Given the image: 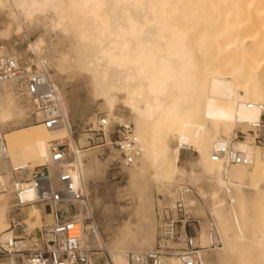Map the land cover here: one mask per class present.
<instances>
[{
	"label": "bare ground",
	"instance_id": "obj_1",
	"mask_svg": "<svg viewBox=\"0 0 264 264\" xmlns=\"http://www.w3.org/2000/svg\"><path fill=\"white\" fill-rule=\"evenodd\" d=\"M0 16L1 41L35 37L26 50L46 62L64 117L61 126L47 128L31 101L0 83V135L8 152L0 162L6 183L0 187L2 233L15 205L29 206L27 218L40 214L34 195L15 193L12 179L18 169H26L22 173L30 178L33 169L47 165L56 142L68 141L72 161L67 169L74 186L88 196L86 205H67L68 216L88 212L94 217V210L111 201L112 191L106 189L92 202L88 178L101 162L88 155L94 148L82 150L89 146V133L74 135L86 121L93 124L91 130H99L105 118V141L115 146L119 158L110 140L118 129H112H132V162L120 168L128 173L138 202L130 222L110 243L103 241L94 217L98 243L109 253L110 264H129V253L154 248L150 192L154 188L161 197L183 182L196 187L204 201L197 211L212 215L222 240V246L205 253L204 264H264V225L250 237L244 223L245 190L264 182V149L253 144L250 134L231 143L238 128L247 132L243 129L261 121L264 0H0ZM59 42L67 44L60 49ZM95 107L106 115L97 118ZM28 110L35 124L20 127ZM185 143L196 145L198 156L190 165L200 173H185L187 166L179 164ZM229 144L245 155L247 164L213 161L216 149ZM261 194L264 198V189ZM229 197L232 206L226 204ZM199 242H207L204 231Z\"/></svg>",
	"mask_w": 264,
	"mask_h": 264
},
{
	"label": "built area",
	"instance_id": "obj_2",
	"mask_svg": "<svg viewBox=\"0 0 264 264\" xmlns=\"http://www.w3.org/2000/svg\"><path fill=\"white\" fill-rule=\"evenodd\" d=\"M31 56L11 52L0 43V83L9 85L15 95L31 101L35 113H41V121L47 128H57L63 124L64 117L56 98L57 92L49 78L50 71L44 60L37 59L33 54ZM261 110V121L252 125L247 132L238 130L231 143L245 141L250 134L253 144L264 146V105H261ZM106 126V119L103 118L99 122V130L88 129L89 141L92 142L97 134H102L105 140ZM115 129H118L115 144L121 158L119 163L129 166L132 162L129 154L132 129L115 125L113 133ZM64 144L53 143L48 164L33 169L30 178L22 173L26 169L14 171V192L34 195L33 205L40 211V223L33 229L26 225L27 205L10 209L8 229L0 233V264L111 263L109 253L98 243V228L93 215L86 212L80 217H69L65 209L67 205L75 203L86 205L88 196L73 184L67 169L72 155ZM7 153L4 136L0 135V162L7 160ZM212 159L225 164L248 163L245 155L236 151L231 144L220 145ZM226 204L232 206L233 199L229 197ZM202 205L204 201L196 187L184 182L175 184L168 194L161 196L156 206L154 248L129 253L128 263L204 264L205 253L222 246V240L212 215H199L197 210ZM202 231L207 239L205 245L199 242Z\"/></svg>",
	"mask_w": 264,
	"mask_h": 264
},
{
	"label": "rangeland",
	"instance_id": "obj_3",
	"mask_svg": "<svg viewBox=\"0 0 264 264\" xmlns=\"http://www.w3.org/2000/svg\"><path fill=\"white\" fill-rule=\"evenodd\" d=\"M2 22H4V20H3V17L0 16V24ZM30 40L31 41L35 40V37L32 35L28 38L20 37L15 42H12V41L3 42L0 40V43L4 44L7 47V49L11 52L12 51L14 52L16 50L15 52L17 54H21L26 57H29V56L32 57L31 56L32 53L26 50L27 45H28L27 43H29ZM65 44L67 43L59 42L57 43V47L60 49H63L65 47ZM84 99H85V96L83 94L82 100ZM24 108L25 110L28 109L27 106H24ZM94 110H96L95 113H96L97 118L100 115H106L104 111L102 112L101 110L97 109V107H95ZM30 112L31 111L28 110V112L26 113V116H24L21 119V122L19 125L20 127H24V126L27 127L31 124H35L34 122L36 121V119L34 118V116L32 117V119H28ZM119 113L124 115L125 118L129 117L128 116L129 114L125 111L123 112V110L119 111ZM86 122L81 125V129L75 130L74 135L76 139H78L81 136L80 134H83V133L85 134L88 129H91L93 127L92 123H89V122L86 123ZM4 129L8 131L9 127H4ZM239 129L241 128H238L237 130ZM243 130L247 131L246 129H243ZM116 138L112 137L110 139L111 142H115ZM64 143L66 142H63V144ZM68 145L69 143L67 141V146ZM258 147L264 149V146H258ZM90 148H94V149L90 151L88 155H91V154L95 155L96 157L100 159V162H101L100 163L101 165L98 168V170L92 175H90L88 178L89 179L88 184L90 188V196H91L92 202H94V200H97L98 195L102 193L103 191H105L106 189H110L112 191L111 201L109 203L107 202L104 205L99 206L97 210L93 211L94 217L99 227L100 234L102 236V239L107 244V243H110L111 238L116 234L118 229L122 227L124 223L130 222L129 219H132L131 218L132 212L138 204L137 193L129 185L128 173L122 170V168H120V164H119L120 158L117 155L115 151V146L113 144L109 145L107 141L104 140L102 134L100 135L97 134L93 137L92 142L89 141V146L83 148L82 150H87ZM196 149L197 147L193 143L184 144V148L181 153V161L179 164L183 165L184 167L187 166L185 167L186 169L185 173L195 174V173L201 172L199 168L193 167L190 165L192 160H195V158L198 156L197 151H195ZM191 170L193 171V173ZM5 184H6L5 175L4 176L2 175L0 177V187H2ZM263 189H264V182H260L259 184H256L254 186V190H245L247 201L245 204L246 213H245L244 223L247 226L246 233L250 237H252V235L256 233L257 231L261 230L264 225V198L261 197V195H263L261 194V190ZM150 198H151L152 206L154 210V223H155V209L158 203L157 198L161 199V197L158 196L156 189L153 188L152 191L150 192ZM37 215L38 216L35 218H32L29 216V218L25 219L26 224L38 225V222H40L38 211H37ZM8 223H9V217L7 219V224ZM4 229H5L4 227L0 228V233H2ZM155 230H156V224H155ZM252 255L254 257H258L260 255V252L254 249L252 252ZM207 264H210L209 260H207Z\"/></svg>",
	"mask_w": 264,
	"mask_h": 264
}]
</instances>
